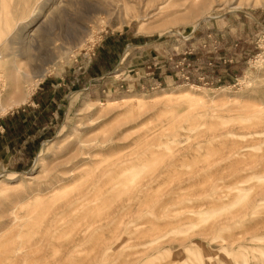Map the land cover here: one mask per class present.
I'll return each mask as SVG.
<instances>
[{
	"label": "rangeland",
	"instance_id": "374dc122",
	"mask_svg": "<svg viewBox=\"0 0 264 264\" xmlns=\"http://www.w3.org/2000/svg\"><path fill=\"white\" fill-rule=\"evenodd\" d=\"M33 1L0 0V102L47 71L0 110L47 124L0 132V264H264V0ZM103 37L142 46L88 95Z\"/></svg>",
	"mask_w": 264,
	"mask_h": 264
},
{
	"label": "crops",
	"instance_id": "0c3cea01",
	"mask_svg": "<svg viewBox=\"0 0 264 264\" xmlns=\"http://www.w3.org/2000/svg\"><path fill=\"white\" fill-rule=\"evenodd\" d=\"M115 40L112 41V39L109 37L101 38L99 43L93 49L91 55L85 57L87 65L83 71H80L77 74L78 78L76 79V87L80 89L79 91H85L88 93V95L95 92L92 88L96 82L101 81L104 78L114 77L113 74L119 71L121 65H123L130 56L128 51L132 47L142 46V44H125L122 48V51L120 52V38H117V43ZM116 49L119 51L117 52L118 54L116 53ZM128 72H133V70H129ZM38 90L42 91L43 89L38 88ZM40 95L41 94L39 92L37 93L36 91L27 109L22 108L17 110L15 113H11L9 117H6L0 122V132L4 133L2 135L3 139H11L12 141H18L21 144L27 142V140H31L33 133L35 132L36 123H39L40 129L45 128L47 124L45 122L44 115H42L41 112L39 113L37 110L35 111L30 109L32 108L31 104L34 102L37 106L41 105V101L39 100Z\"/></svg>",
	"mask_w": 264,
	"mask_h": 264
},
{
	"label": "bare ground",
	"instance_id": "6f19581e",
	"mask_svg": "<svg viewBox=\"0 0 264 264\" xmlns=\"http://www.w3.org/2000/svg\"><path fill=\"white\" fill-rule=\"evenodd\" d=\"M6 0H4V1H2L1 0V4H3V2H5ZM11 1V0H10ZM14 1V0H13ZM37 1V0H36ZM36 1H33V2H36ZM42 1V0H41ZM52 1V0H51ZM50 2V1H49ZM9 3H11V2H9ZM9 3H6L7 5H9ZM13 3V2H12ZM10 4L11 6L13 5V4ZM28 4H30L31 5V3H28ZM37 4V3H36ZM205 4V3H204ZM5 6V5H4ZM33 6V5H32ZM37 6H39V5H37ZM44 6V5H43ZM9 7V6H8ZM28 7V6H27ZM25 8H26V5H25ZM37 8V7H36ZM9 9V8H8ZM27 9V8H26ZM35 9V8H34ZM12 10V9H11ZM26 11V10H25ZM25 11H22V14L21 15H23V17H25L24 15H25V13H26V15L29 13V12H25ZM29 11V10H28ZM16 12H18V10L16 11ZM10 14V13H9ZM34 15V14H33ZM28 16V15H27ZM32 15H30V17H31ZM38 16H39V14L38 15H36L35 17L33 16V17H31L32 19L29 21V22H24V20L22 21V22H19L18 24H16V27H17V29L20 31V33L21 34H23L24 33V31L26 30L27 31V29H29L30 27H32V26H34V24H35V22H36V20H37V18H38ZM22 18V17H21ZM27 18V17H26ZM40 18V17H39ZM38 18V19H39ZM19 19H20V16H19ZM23 19H25V18H23ZM28 19H29V16H28ZM134 19V18H133ZM26 21V20H25ZM16 22V21H15ZM38 22V21H37ZM7 24V23H6ZM15 25V24H14ZM39 25V24H38ZM5 26V25H4ZM7 26V25H6ZM5 26V27H6ZM9 26V25H8ZM41 26V25H40ZM37 27V26H36ZM14 30V29H13ZM36 30V29H35ZM11 30H9V32H10ZM8 32V33H9ZM12 32V31H11ZM34 32V31H33ZM17 33V32H16ZM15 33V34H16ZM31 33V32H30ZM9 35V34H8ZM10 35H11V33H10ZM29 35H31V34H29ZM36 35H37V33H36ZM27 36V35H26ZM29 37V36H28ZM14 63L15 62H12L11 64H13L14 65ZM46 73H47V71H45V72H40L39 74L40 75H38V76H35V77H32V78H30L29 76H27V75H22L23 77H25L24 78V81H23V87L22 88H20L19 89V87H18V85H17V78H15L14 77V74L11 72V71H8L7 72V78H8V80L9 81H12V83H13V85L14 86H12L11 88H9V93H8V95H7V98L2 102V100H1V102H0V110L2 111V112H5V111H7V110H11V109H13V108H15V107H18V106H20V105H23L25 102H26V100L31 96V93L33 92V90H35V88L37 87V85L39 84V82L45 77V75H46ZM19 78V77H18ZM12 85V84H11ZM195 89H198V90H201V88H195ZM116 140H117V138H115ZM114 139V142H116V140ZM113 140V139H112ZM111 140V141H112ZM104 141V140H103ZM113 142V143H114ZM109 143V142H108ZM99 144H101V143H99ZM100 147V146H99ZM104 147H105V145H104ZM107 148V147H106ZM109 148V147H108ZM111 149V148H110ZM112 151V150H111ZM111 151L109 152V153H111ZM90 153V152H89ZM105 153V152H104ZM103 154V153H102ZM107 154V153H106ZM86 155V154H85ZM95 155V154H94ZM98 155V154H97ZM110 155V154H109ZM87 157H88V155H86ZM98 156H100V155H98ZM107 156H108V154H107ZM106 155H105V157H107ZM96 157V156H95ZM86 158V157H85ZM84 159V158H83ZM88 160V159H87ZM101 161V160H100ZM85 162H87V161H85ZM81 163H82V160H81ZM78 164V163H77ZM80 165V164H79ZM92 165V164H91ZM83 167V166H82ZM91 167V166H90ZM113 167V166H112ZM94 168V167H93ZM103 168V167H102ZM90 170H92V169H90ZM94 170V169H93ZM96 170H99V168L98 169H96ZM104 170V169H103ZM102 171V170H101ZM108 171V170H107ZM103 172H105V171H103ZM87 173H88V171H87ZM91 173V172H90ZM93 173V175H94V173L95 172H92ZM101 173V172H100ZM102 174V173H101ZM104 174V173H103ZM86 175V174H85ZM88 175H89V173H88ZM92 175L90 174V176H87L88 178H90ZM95 176V175H94ZM94 176H92V177H94ZM112 175H110L109 177H111ZM80 177V176H79ZM96 177H97V175H96ZM112 178V177H111ZM99 179V178H98ZM60 180H62V179H60ZM90 179H88V181H89ZM100 180H101V178H100ZM100 180L98 181V183L100 182ZM59 181V180H58ZM93 181V180H92ZM103 181V180H102ZM90 182V181H89ZM97 182V181H96ZM103 183H105V180L103 181ZM102 183V184H103ZM109 183V182H108ZM100 184V183H99ZM101 184V185H102ZM89 185V184H88ZM105 186V185H104ZM110 186V185H109ZM106 189V188H105ZM102 190H104V189H102ZM106 190H108V189H106ZM84 191H86V189L84 190ZM105 191V190H104ZM103 192V191H102ZM106 192V191H105ZM80 193H82L81 191H80ZM79 193V194H80ZM78 194V195H79ZM110 194V193H109ZM82 195H84V194H82ZM110 196V195H109ZM82 198V197H81ZM77 199H78V197H77ZM88 200V199H87ZM86 200V201H87ZM86 201H84V203L86 202ZM82 203H80V205H81Z\"/></svg>",
	"mask_w": 264,
	"mask_h": 264
}]
</instances>
